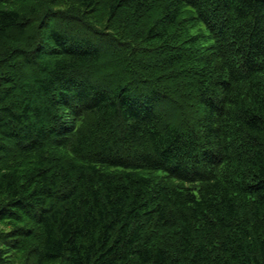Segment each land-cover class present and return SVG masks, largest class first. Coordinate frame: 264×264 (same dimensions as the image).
Returning <instances> with one entry per match:
<instances>
[{"label": "trees", "instance_id": "16d2710c", "mask_svg": "<svg viewBox=\"0 0 264 264\" xmlns=\"http://www.w3.org/2000/svg\"><path fill=\"white\" fill-rule=\"evenodd\" d=\"M0 264H264V0H0Z\"/></svg>", "mask_w": 264, "mask_h": 264}]
</instances>
